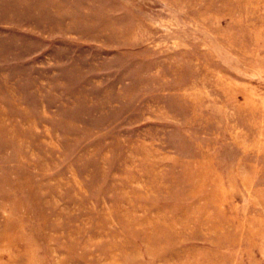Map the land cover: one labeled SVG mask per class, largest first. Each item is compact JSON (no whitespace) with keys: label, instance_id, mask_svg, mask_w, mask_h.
<instances>
[{"label":"rangeland","instance_id":"374dc122","mask_svg":"<svg viewBox=\"0 0 264 264\" xmlns=\"http://www.w3.org/2000/svg\"><path fill=\"white\" fill-rule=\"evenodd\" d=\"M0 264H264V0H0Z\"/></svg>","mask_w":264,"mask_h":264}]
</instances>
